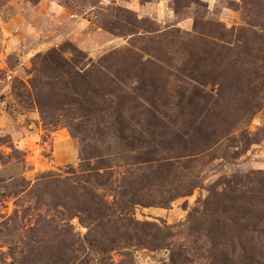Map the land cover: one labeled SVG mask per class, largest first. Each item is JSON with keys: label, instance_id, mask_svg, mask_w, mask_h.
Segmentation results:
<instances>
[{"label": "rangeland", "instance_id": "374dc122", "mask_svg": "<svg viewBox=\"0 0 264 264\" xmlns=\"http://www.w3.org/2000/svg\"><path fill=\"white\" fill-rule=\"evenodd\" d=\"M0 264H264V0H0Z\"/></svg>", "mask_w": 264, "mask_h": 264}, {"label": "crops", "instance_id": "0c3cea01", "mask_svg": "<svg viewBox=\"0 0 264 264\" xmlns=\"http://www.w3.org/2000/svg\"><path fill=\"white\" fill-rule=\"evenodd\" d=\"M19 24V17L18 16H13V19H11L8 23V26L11 28V31H13L15 28L18 27ZM23 35L26 34V30L22 31ZM16 37H18V35H16L15 37L10 38L11 42L13 43L14 39H16Z\"/></svg>", "mask_w": 264, "mask_h": 264}, {"label": "trees", "instance_id": "16d2710c", "mask_svg": "<svg viewBox=\"0 0 264 264\" xmlns=\"http://www.w3.org/2000/svg\"><path fill=\"white\" fill-rule=\"evenodd\" d=\"M44 63H46V64H51V63H53V62L50 61L49 58H47V57L45 56ZM68 66L73 67V64H69V63H68ZM74 66H75V65H74ZM77 70H78V69H77ZM79 75H81V74H79Z\"/></svg>", "mask_w": 264, "mask_h": 264}]
</instances>
